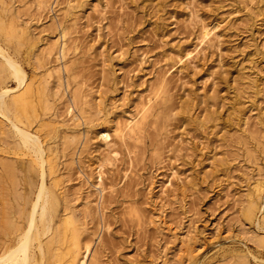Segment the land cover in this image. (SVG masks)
I'll use <instances>...</instances> for the list:
<instances>
[{"label": "rangeland", "instance_id": "374dc122", "mask_svg": "<svg viewBox=\"0 0 264 264\" xmlns=\"http://www.w3.org/2000/svg\"><path fill=\"white\" fill-rule=\"evenodd\" d=\"M0 16V62L47 89L30 129L91 264H264V217L245 214L264 188V0H0ZM0 123L1 242L41 177Z\"/></svg>", "mask_w": 264, "mask_h": 264}, {"label": "bare ground", "instance_id": "6f19581e", "mask_svg": "<svg viewBox=\"0 0 264 264\" xmlns=\"http://www.w3.org/2000/svg\"><path fill=\"white\" fill-rule=\"evenodd\" d=\"M14 25V22L11 21L9 24V29H11ZM0 32H10V30L6 31L4 20L1 16ZM20 32L22 33V31ZM206 35H209V33ZM202 38L204 39L205 37L202 36L201 39ZM3 53V50L0 48V54ZM4 58L7 64L0 62V72L11 73L17 79V85L15 88L10 90L0 89V115L4 118V120L9 121L11 127H13L15 131L20 135L23 144L29 149V151H31L30 153H32V159L30 160L32 161V164L35 163L39 168L41 179L38 187H36L35 189L36 193H34L31 202H29L30 205L27 209V212H25L24 210H18L16 211L17 216L15 212H11L13 214L9 212L10 216L7 219L6 226L2 224L3 229L6 230V236L0 242V264H91V258L88 257L90 253L91 241H89V239L86 240L81 236L79 222L70 213L71 211L69 212L67 210V207L65 205L61 211L58 209L60 194L57 193V190L60 188L58 186L59 179H57V176L53 174V172H55V169L53 159L51 157L52 153L50 151L46 152L43 148V143L37 134L38 131L36 132L35 130L34 132H32L30 129L31 123L37 120L38 110L47 107L46 98L44 94L47 89L44 91L42 86L41 88L39 86H34V84L32 83V79L26 78L22 66L13 58H11V56H7L6 54H4ZM42 78L43 76L41 77V79ZM144 105L145 104H143L142 106ZM140 110L143 111L142 109ZM147 113L148 112L145 113L146 116ZM79 114L82 115V113L78 112L77 115ZM143 115L141 117L144 121L145 116L143 117ZM73 116L76 117V115ZM128 122H126V124H124L123 126L121 125V127H119L120 125L116 127V129H118L119 127L117 134L120 138L123 137L125 134H127L128 137H130L129 134H136L137 127H139V130L142 129V127L137 126V121H135L134 124H129L130 122ZM139 123L141 124V122ZM38 125L40 124L38 123ZM102 133H104L102 137H107V133ZM20 146L21 145H19V147ZM50 174L53 175H51L52 177L50 178V183L47 184V182L45 181V177ZM262 190H264V188H261L260 183H256L255 189H253V191L255 192V196H250V198L248 197L249 201L248 204H246L247 206L245 209L246 216H251L254 210L257 209L262 214V217H264V206H262L264 204H262L261 206L259 205V207L257 208V200L258 198H261L260 195L262 193ZM262 220H264V218H262ZM256 224V227H258L259 223L257 222ZM262 229H264V227H262ZM260 242L264 244V233H262V236L260 237ZM242 264L245 263L243 262Z\"/></svg>", "mask_w": 264, "mask_h": 264}]
</instances>
